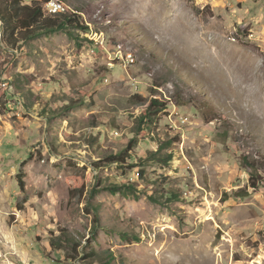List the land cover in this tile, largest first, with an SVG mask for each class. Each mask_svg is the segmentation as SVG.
Segmentation results:
<instances>
[{
	"label": "rangeland",
	"instance_id": "374dc122",
	"mask_svg": "<svg viewBox=\"0 0 264 264\" xmlns=\"http://www.w3.org/2000/svg\"><path fill=\"white\" fill-rule=\"evenodd\" d=\"M60 1L89 32L12 48L0 23V187L22 170L27 189L0 206V264H264V0ZM135 95L167 110L112 162ZM169 139L167 165L151 153ZM126 182L138 197L108 189Z\"/></svg>",
	"mask_w": 264,
	"mask_h": 264
},
{
	"label": "trees",
	"instance_id": "16d2710c",
	"mask_svg": "<svg viewBox=\"0 0 264 264\" xmlns=\"http://www.w3.org/2000/svg\"><path fill=\"white\" fill-rule=\"evenodd\" d=\"M0 23L2 24L1 44L12 48L24 46L30 41L38 39L49 33L66 32L73 39H75V36H78L76 30H81L85 33L90 31L89 26L84 23L80 10L72 12L69 9H65L64 11L56 14L47 13L44 8V3L40 1L26 3L25 0H0ZM134 98L136 99V102L141 105L142 109V113L138 117L139 126L133 131L136 138L131 139L124 156H115L112 159V162L125 163L126 159L131 158L129 152L133 150L134 145L137 142L138 135L142 133L150 124L158 121L160 114L167 110V104L154 95L150 98L135 95ZM174 142V139L161 141L158 145V149L151 153L152 158L159 163L168 165L173 160L174 156L172 153L165 154L164 152ZM244 163L246 166L252 168L249 186L254 190L259 189L260 183L258 178H260V170L253 162L247 160V158H244ZM120 167L121 170H126L122 165ZM132 167H135V165H132L130 168ZM142 175H145V171H140V176ZM25 178L26 172L21 170L16 178V181L19 194L22 195L27 194ZM108 189L115 193L138 197L136 195L138 190L137 183L126 182L120 185H110ZM247 195L248 193L244 189H240L236 193L237 197ZM166 196L167 200H179L181 198L177 193L172 191H167ZM150 198L153 202L161 203V200L154 196H151ZM229 198V195H227L225 200H228ZM98 224L99 221L96 220L95 228ZM48 241L53 250L65 251L66 247L64 242H71V239L66 233L62 237V235H55L54 232H50ZM79 247L80 245L77 246V248ZM83 253L84 251L80 252V254ZM67 255L71 259L75 258L71 254L67 253ZM96 255V252L91 253V256L93 257ZM113 260L114 257L110 256L109 259L104 261V264H111Z\"/></svg>",
	"mask_w": 264,
	"mask_h": 264
},
{
	"label": "crops",
	"instance_id": "0c3cea01",
	"mask_svg": "<svg viewBox=\"0 0 264 264\" xmlns=\"http://www.w3.org/2000/svg\"><path fill=\"white\" fill-rule=\"evenodd\" d=\"M3 182H4V180H3ZM4 189H2V187H0V206L5 208V210H6L7 203L9 202V205H10V207L12 209L14 207V204H15V199H16V197L18 195L17 185L13 186V184H9L8 189H5V190ZM2 198H5L6 200L3 199L1 201ZM37 253L41 256V253L38 250H37ZM40 258L41 257H35L34 259L36 261H41ZM23 259H26V257L23 258Z\"/></svg>",
	"mask_w": 264,
	"mask_h": 264
},
{
	"label": "built area",
	"instance_id": "2783aa9c",
	"mask_svg": "<svg viewBox=\"0 0 264 264\" xmlns=\"http://www.w3.org/2000/svg\"><path fill=\"white\" fill-rule=\"evenodd\" d=\"M44 8H45L47 13H52V14L60 13L61 11L65 10V9H62L61 6L57 5L54 0H47ZM116 56H118V57L120 56L123 60H126L125 64L134 63V57L131 56L130 54H127L126 56H124L122 53V49L118 50V55H116ZM4 87L8 88L6 83H4Z\"/></svg>",
	"mask_w": 264,
	"mask_h": 264
},
{
	"label": "bare ground",
	"instance_id": "6f19581e",
	"mask_svg": "<svg viewBox=\"0 0 264 264\" xmlns=\"http://www.w3.org/2000/svg\"><path fill=\"white\" fill-rule=\"evenodd\" d=\"M54 1H55V3H56L57 5L61 6L62 9H64V3H63L62 1H60V0H54Z\"/></svg>",
	"mask_w": 264,
	"mask_h": 264
}]
</instances>
